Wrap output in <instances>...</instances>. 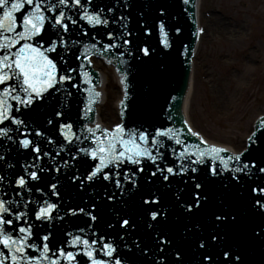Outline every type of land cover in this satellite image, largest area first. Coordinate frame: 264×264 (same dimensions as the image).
Wrapping results in <instances>:
<instances>
[{
    "label": "snow or ice",
    "instance_id": "6c2138e0",
    "mask_svg": "<svg viewBox=\"0 0 264 264\" xmlns=\"http://www.w3.org/2000/svg\"><path fill=\"white\" fill-rule=\"evenodd\" d=\"M188 2L189 0H184L185 4ZM125 7H135V4H125ZM153 7L161 18L160 43L163 49H169L172 45L165 31V24L162 22L166 12L165 4L163 0H158ZM107 12L114 13L115 8L109 7ZM130 15L131 13L128 14ZM76 16L78 19L75 18ZM128 16L123 14L108 16L104 8L93 7V0H0V125L8 122L17 126L16 131L21 127L27 128L25 119L22 118L24 110L31 109L38 100L44 98L45 94H51V90L54 89L57 91L63 89L70 97L72 95L70 89H79L81 83L92 84L90 73L84 70V63L73 67L67 58L71 51L69 44L73 46L78 44L76 40L66 39L70 25L76 27L80 21H85L93 28L97 26L108 28L111 24L117 29L116 32L106 33L109 43L101 44L96 41L90 48L85 47L84 51L75 56L78 61H86L88 66H91L93 53L98 51L103 55L120 48L125 49L120 52L121 56L135 55L139 58L142 54L143 57L151 59L154 50L141 46L142 42L137 43L129 39L133 36V31L129 30ZM141 16H145L146 19V14L142 10ZM140 28L143 35H151L150 30L143 24ZM81 34L87 35V32ZM60 65H64V68L61 69ZM77 76L82 78L80 82H74ZM92 96L98 98L100 93L94 92ZM92 96L85 106V117L92 111L91 105L96 102ZM14 112L20 115H14ZM61 114L57 113L58 116ZM167 118L171 119L170 113ZM72 129V123L60 125L61 135L69 145L74 141L79 145L85 140H89L94 145V147L77 148L78 153H82L83 157L94 162L89 165V171L80 181L81 187L84 181L92 183L97 180L101 183L106 181L119 190V196L133 195L138 187L137 181L140 179L138 174L144 173L143 165L148 161L155 166V171L143 177L147 183L152 184L162 178L170 187L175 178L180 177L177 182L183 187L176 195V207L179 209L178 218L187 221L183 225L180 241L191 242L194 246L199 254L196 264H217L218 256L223 259L224 264H264V201L258 197L244 210L239 204L229 203L223 197L214 196L209 190V185L216 183L213 178L221 176L225 171L232 173L229 183L222 184L225 190L233 184L239 188L245 177L264 174V140L256 144V141L250 137L251 144L248 145L250 151L245 162H242L243 152L225 158L221 155L226 151L224 148L211 145L202 148L201 145H207V141L194 131L187 121H184L183 128L165 127L162 124L152 133L147 129L139 128L126 130L122 124L116 125L111 130L102 129L99 124H96L95 128L84 125L83 130L87 135H84L83 140ZM10 131H13L10 127H0V137L12 140L13 138L9 136ZM97 132L100 135H97ZM35 135L43 134L36 131ZM188 136L196 137L199 142L186 143ZM166 142L180 146V150L177 151L175 147L170 149L175 161L174 166L160 167L157 161L164 159V152L161 149H165ZM47 143L52 144L54 141L49 139ZM19 145L23 149L31 147L36 153L34 160H41L50 155L47 151L42 152L38 144L27 138L19 140ZM63 150L61 147V151ZM72 158L75 160L80 157ZM233 163L235 166L230 167ZM126 165L132 167L125 169ZM29 168L35 170L29 171ZM122 169L125 170L121 171ZM45 171L48 170L38 164L25 166V175H20L14 182L10 181V184H14L13 194L22 198V193L16 189L31 193L33 187L43 194L39 183L42 179L48 181V177L40 175ZM55 171L59 173L61 169L56 167ZM4 179L5 177L0 176V184ZM73 179L78 180L80 177L74 176ZM30 181L36 184L30 186ZM48 187L51 195H59L57 183H49ZM104 187L107 189V185ZM250 191L257 190L250 189ZM258 191L264 194V188ZM3 195L7 196L8 193L4 192ZM116 195V192L105 191L101 199L104 202L112 201ZM148 196L149 198L142 200L143 204L159 206L146 210V216L150 217L147 228L154 233L156 250L163 254L167 249L168 254L174 257L173 264H186L183 250L178 246L171 230L167 229L170 213L160 206L161 197L157 196L156 192H150ZM32 203L31 200H25L21 204L18 199L0 198V246L3 249L0 250V264H45V262L61 264V260L67 261V264H79L76 256L81 254L87 257L88 264H109V261L97 258V251L103 256L112 258L116 248L112 243H103V238H101L102 247L96 249V240L90 243L88 239L76 235L71 240L70 246L82 245L81 252L73 253L61 247L52 253L48 243L51 233L41 235L40 229L53 220L52 213L57 205L44 200L42 206L32 208L34 221L41 222L37 225L34 221L29 223V205ZM97 206L94 202L93 210ZM70 212L72 215L83 214L85 209L80 208L78 212L76 210ZM87 215L91 221L97 220V216L91 212ZM254 217H258L261 223L252 226L250 219ZM57 218L63 219V217ZM21 222L26 226H19ZM129 226L130 220L122 219L120 227ZM80 231L85 230L80 229ZM34 235L41 242L40 244L33 242ZM136 247H139V243ZM29 250L39 255H31ZM193 259L195 260L196 257L194 256ZM114 264H122L121 259L116 258ZM157 264L160 262L158 261Z\"/></svg>",
    "mask_w": 264,
    "mask_h": 264
},
{
    "label": "rangeland",
    "instance_id": "374dc122",
    "mask_svg": "<svg viewBox=\"0 0 264 264\" xmlns=\"http://www.w3.org/2000/svg\"><path fill=\"white\" fill-rule=\"evenodd\" d=\"M201 6L214 20L197 59L189 116L209 138L239 150L251 121L264 113V0H203ZM223 11L231 17L221 20ZM221 94L233 97L227 108Z\"/></svg>",
    "mask_w": 264,
    "mask_h": 264
},
{
    "label": "water",
    "instance_id": "95a60500",
    "mask_svg": "<svg viewBox=\"0 0 264 264\" xmlns=\"http://www.w3.org/2000/svg\"><path fill=\"white\" fill-rule=\"evenodd\" d=\"M262 22L264 23V14H263ZM262 35H264V31H262ZM107 75L108 76L105 77V79L108 80V84L105 87V92L107 94V99H106L105 103L101 106V109H100L101 118L98 115V119H99V121L101 123L103 121L107 125H110L113 122H116L118 120V117L116 115L117 112H116V109H115V101L118 98V96L121 97V91H120V88L118 90L117 84L115 82V78L112 76V74L108 73ZM262 78L264 80V75L262 76ZM102 89L104 90V88H102ZM187 93H188V91H187ZM187 93H186V96H185V99H184V103H183V108H182L183 114H185L184 113V107H186L185 101L187 99ZM225 147L230 148V146H225Z\"/></svg>",
    "mask_w": 264,
    "mask_h": 264
},
{
    "label": "bare ground",
    "instance_id": "6f19581e",
    "mask_svg": "<svg viewBox=\"0 0 264 264\" xmlns=\"http://www.w3.org/2000/svg\"><path fill=\"white\" fill-rule=\"evenodd\" d=\"M226 30V29H225ZM192 90H193V84L191 85V87L188 89V93H187V99H186V101H185V103H186V107H184V113L186 114V115H188L187 114V111H188V106H189V104H190V102H191V98H192ZM233 100V97H232V95H224V94H221L220 96H219V98H218V101L220 102V104L221 103H223V106H224V108H227V104L229 103V102H231ZM222 105V104H221ZM261 114H263V113H261ZM218 143V142H217ZM218 144H223V143H218ZM222 146H229V145H226V144H224V145H222ZM233 151H237L236 149H234V148H232V147H230Z\"/></svg>",
    "mask_w": 264,
    "mask_h": 264
}]
</instances>
